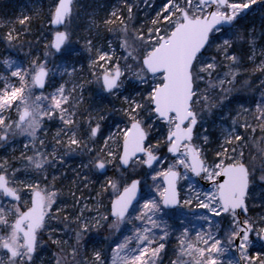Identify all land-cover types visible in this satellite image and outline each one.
<instances>
[{"label":"snow or ice","instance_id":"obj_1","mask_svg":"<svg viewBox=\"0 0 264 264\" xmlns=\"http://www.w3.org/2000/svg\"><path fill=\"white\" fill-rule=\"evenodd\" d=\"M0 264H264V0L0 17Z\"/></svg>","mask_w":264,"mask_h":264},{"label":"trees","instance_id":"obj_2","mask_svg":"<svg viewBox=\"0 0 264 264\" xmlns=\"http://www.w3.org/2000/svg\"><path fill=\"white\" fill-rule=\"evenodd\" d=\"M41 1L43 3H35ZM46 5V0H0V17L13 18L19 15L20 12H31L33 7H43ZM40 23L34 24V34L39 38ZM72 166L78 167L79 161H70Z\"/></svg>","mask_w":264,"mask_h":264},{"label":"rangeland","instance_id":"obj_3","mask_svg":"<svg viewBox=\"0 0 264 264\" xmlns=\"http://www.w3.org/2000/svg\"><path fill=\"white\" fill-rule=\"evenodd\" d=\"M35 3H39V4H41V3H43V2H41V1H38V2H35ZM79 166V165H78Z\"/></svg>","mask_w":264,"mask_h":264}]
</instances>
